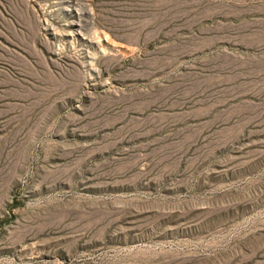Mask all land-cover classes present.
<instances>
[{
    "label": "rangeland",
    "instance_id": "rangeland-1",
    "mask_svg": "<svg viewBox=\"0 0 264 264\" xmlns=\"http://www.w3.org/2000/svg\"><path fill=\"white\" fill-rule=\"evenodd\" d=\"M0 264H264V0H0Z\"/></svg>",
    "mask_w": 264,
    "mask_h": 264
}]
</instances>
